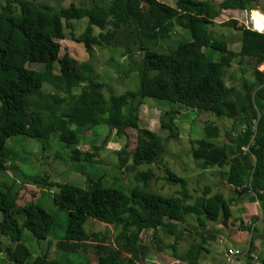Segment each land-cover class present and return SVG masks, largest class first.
<instances>
[{"label":"trees","instance_id":"obj_1","mask_svg":"<svg viewBox=\"0 0 264 264\" xmlns=\"http://www.w3.org/2000/svg\"><path fill=\"white\" fill-rule=\"evenodd\" d=\"M4 1L0 9V160L5 158L2 153L6 140L28 136L35 124L36 138L45 141L57 131L59 140L71 149L72 160L80 161L83 154V159L88 161L95 155L82 153L76 147L77 139L68 130L79 123L89 129L106 125L109 136L113 132L115 137L126 138L127 130L136 131L131 166L127 165L129 155L125 150L117 152L120 171L157 164L165 148L156 133L140 127L139 109L146 99L168 102L170 109L159 119L160 130L168 131L169 139H177L174 121L178 110L175 106L181 104L216 117L240 121L243 131L232 142L221 145L215 142L220 127L205 124L204 137L195 142L191 155L200 161L203 169L229 166L227 185L233 192L245 190L252 194L264 223V72L257 69L264 63V34L247 30L244 25L230 20L239 31L240 49L236 54L228 49L226 40L216 38L208 29L215 25L214 20L221 11L258 10L257 4L262 0H223L218 5L211 1L178 0L175 7L158 0H112L106 8L98 6V0H88V7L71 4L60 10L26 0ZM82 19L87 20V26L80 35H72L71 40L82 44L89 57L93 55L94 46L101 45L120 47L127 56L137 51L143 53L138 68V90L105 97L102 83L94 77V68L89 62L77 64L67 54L58 59L59 44L55 41L65 39L64 27L72 29L71 21ZM167 21L171 23L169 28L157 33ZM175 25L187 29L192 41L180 43L167 54L143 45V39L169 38ZM95 28L99 30L97 35H94ZM206 48L219 51L220 61H208L203 52ZM237 57L253 65L256 83L245 85L243 90L227 87L225 83L226 72ZM56 62L58 73L54 67ZM28 63L42 64L43 69H30L26 67ZM43 84L49 85L54 93H41ZM76 88H80L79 95L72 94ZM58 91H63L67 99L59 97ZM41 95L49 97L55 107L67 104L60 115L51 107L45 113L46 123L38 122V118L29 120V111L37 112V116L44 113L43 108H32L30 102L31 98ZM109 136L103 140L104 146ZM248 145L249 151L242 153V148ZM166 175L168 182L181 186L180 196L164 197L142 191L140 186L126 193L118 188L104 187L100 180L91 182L87 190L69 184L55 185L47 176L34 177L28 182L58 189L53 203L68 214L65 236L56 244L63 253L86 251L91 244L96 264H143L146 253L140 242L143 232L160 230L177 239L183 233L179 225L189 215L197 218L199 226H203V220L217 223L221 217L229 219L231 215L229 203L219 193L202 197L198 205L186 204L189 198L187 181L169 171ZM153 176V171L148 169L138 172L136 179L146 185ZM13 186L0 185V234L14 245L5 250L7 260L24 264L30 253L20 242L22 231H29L38 240H46L54 219L34 203L17 207L19 192H13ZM18 218H23L22 222L19 223ZM89 218L120 228L113 244L103 242L105 237L102 241H89L83 229ZM240 230H248L251 234L245 257L247 264H254L252 251L256 230L246 226ZM153 238L157 239L156 234ZM202 252H205L202 245H193L184 258L197 264ZM260 262L264 264V260ZM32 264L73 263L50 260L44 255L36 257Z\"/></svg>","mask_w":264,"mask_h":264},{"label":"rangeland","instance_id":"obj_2","mask_svg":"<svg viewBox=\"0 0 264 264\" xmlns=\"http://www.w3.org/2000/svg\"><path fill=\"white\" fill-rule=\"evenodd\" d=\"M35 3L41 7L60 10L67 8L73 4L75 6L88 7V0H26ZM112 0H98V6L106 8ZM164 4L175 7L178 0H158ZM211 1L218 5L221 0H197ZM5 5L4 0H0V9ZM257 8L264 12V0L259 1ZM254 12V11H253ZM222 14V11H221ZM214 20L215 25L209 26L216 38H223L227 41L228 49L233 53H238L240 49L239 31L237 26L231 24L230 19L225 17H239V13L227 11L223 16ZM253 14V13H252ZM261 19V16L258 15ZM229 23L228 25H220ZM72 29L64 27V40H57L59 44L58 59L67 54L74 59L77 64L89 62L94 68V77L98 82L102 83V93L105 97L111 95L120 96L127 92L136 91L139 88L138 68L140 67L143 53L135 52L133 55H126L120 47H108L105 45L94 46L93 55L89 57L82 44L72 41V35L78 36L83 33L87 26V20L71 21ZM170 21L161 24L157 29V33L167 30L170 26ZM99 33L98 29H94V35ZM192 41L190 32L175 25L169 38H148L143 39V45L149 50H154L161 54H167L171 50L178 47L180 43H188ZM208 61L218 62L221 58V53L212 48L203 50ZM26 67L34 70H42L43 65L28 63ZM55 72L58 73L59 66L54 64ZM253 65L243 58L239 57L232 61L231 67L225 75V83L227 87H234L237 90H243L245 85L255 84L253 73ZM259 69H264V64L258 66ZM257 68V69H258ZM259 71V70H258ZM52 88L43 84L41 93L47 95L52 93ZM54 93V92H53ZM56 94L64 99L67 95L63 91H58ZM73 95L80 94V88L72 91ZM51 95V94H50ZM32 108H43L40 116L37 112L29 111V120L38 118V122H47L48 117L45 114L51 107L55 108L57 115H60L66 108L67 104L62 103L59 106L53 105L51 99L47 96L33 97L30 99ZM175 108L178 110L177 117L174 121L177 127L178 138L169 139L168 131L160 130L159 119L162 113L170 109L168 102L146 99L145 103L139 109L140 127L145 128L157 134L165 148V152L161 157V161L152 165H140L135 170H122L118 166V151L125 150L129 155L128 166H131V155L135 151L137 133L133 130H127L125 137H115L113 132L109 136V128L106 125L96 126L89 129L88 126L76 123L68 128L77 139L76 147L82 152L93 153L94 158L85 161L82 154L80 161L72 160L71 149L66 147L59 140V133L53 132L50 137L42 141L36 138L34 125L31 127L32 132L28 136H15L6 140L2 157L0 160V185L14 184V191H18L17 207H22L28 203H34L41 207L46 213L54 219L53 225L49 231L46 240H38L32 234L23 230L20 242L26 246L30 255L24 264H32L38 256L46 255L48 259L56 258L63 263H85L96 264L97 257L92 251L91 244L86 249L78 252L63 253L56 244L65 236L68 226V214L66 210H62L54 205L53 195L58 191L57 187H43L29 183L28 179L47 176L49 182L57 184H69L83 190H87L91 182L100 180L102 185L107 188H118L128 193L127 190L135 187L142 191L151 192L164 197L180 196L181 186L173 184L167 180V171L174 173L178 177H182L187 181L186 190L188 193V201L186 204L198 205L200 199L209 197L213 194H222L224 199L229 203L230 217L233 220L236 229L239 228L238 222L241 210L232 201L237 199V196L232 192L226 183L227 172L229 166L223 168L203 169L200 166V161L194 159L191 155L192 148L196 146L195 142L201 140L203 136V126L205 124H215L220 127L219 138L215 142L219 145L232 142L243 131L240 121L224 117H216L209 113L192 110L181 104H177ZM40 110V111H41ZM39 113V112H38ZM31 118V119H30ZM37 125V123H36ZM109 136L108 143L104 146L103 140ZM226 137V138H225ZM111 142V143H110ZM243 153V151H242ZM246 155V154H244ZM251 159V158H250ZM148 169L153 171L154 176L146 181V185L136 179L138 172H146ZM13 186V187H14ZM208 190V193L206 192ZM242 198H250L252 194L245 190L239 191ZM254 215L245 216L248 220L244 225L254 227L256 230L253 240L252 258L260 264L264 260V223L261 220V212L257 207ZM17 216V215H16ZM23 218H18V222H22ZM2 216L0 213V221ZM203 220V218H202ZM228 223H224L221 217L217 223H208L203 220V226H199L197 218L192 215L186 217V221L179 225L183 230L182 237L175 238L164 232L150 230L141 234L143 245L146 248L147 259L157 263L166 260L167 256L187 257L190 248L193 245H202L205 252H202L207 264H225L223 250H232L237 253L239 258H245L242 254L248 248L251 234H240L233 231ZM83 229L89 238V241H102L113 244L116 235L120 228L111 225L103 224L92 218L87 219ZM238 233V234H237ZM156 234V241L152 240ZM249 237V238H247ZM247 238V240H242ZM222 241H224L222 243ZM91 243V242H89ZM93 245V244H92ZM167 245V246H166ZM14 245L8 237L0 234V264H15L10 263L6 256L5 250ZM163 250H168L169 253L160 254ZM84 252V253H82ZM175 254V255H174ZM176 258V257H175ZM242 262L243 260L240 259ZM246 261V259H245ZM255 261V262H256ZM151 264V262H148ZM155 264V263H153ZM185 264H191L185 261Z\"/></svg>","mask_w":264,"mask_h":264},{"label":"crops","instance_id":"obj_3","mask_svg":"<svg viewBox=\"0 0 264 264\" xmlns=\"http://www.w3.org/2000/svg\"><path fill=\"white\" fill-rule=\"evenodd\" d=\"M223 0H221L220 2H222ZM253 11H257L258 13H260L261 15H264V12H261L259 9L258 10H252V11H247L248 13H253ZM225 18H227V17H225ZM111 143V142H110ZM228 186V185H227ZM230 188V187H229ZM233 192V191H232ZM243 192V191H242ZM235 194H236V196H237V199L236 200H233L232 202L234 203V204H236V206L238 207V209H240L241 210V212H240V216H239V219H241L239 222H238V224H239V228L238 229H236V227L234 226V224H232L233 223V220L231 219V217L229 218V219H227V227L228 226H230V228L233 230V231H237L238 233H240V234H247L248 235V230H240V227H243V226H246V225H244V223L248 220V218H246L245 216H249V215H254L255 216V212H256V208L258 207L259 208V205H258V203L257 202H254L253 200H252V196L250 197V198H242L241 196H240V193L239 192H234ZM247 228H248V226H246ZM237 233V234H238ZM251 237V236H250ZM153 238V237H152ZM247 238H249V237H247ZM247 238H243L242 240H247ZM153 241H156V239L155 238H153L152 239ZM157 241H158V239H157ZM140 242L143 244V240H142V238H141V240H140ZM224 241H222V243H223ZM167 246V245H166ZM161 251H162V249H161ZM168 250H163L160 254H162V256H165V254H163V253H169V252H167ZM226 251L227 250H223V252H224V258H225V264H228V262H227V258L225 257V254H226ZM245 253V252H244ZM175 255V254H174ZM176 257V258H175ZM54 259H56V258H54ZM53 259V260H54ZM144 260H143V264H149L148 262H151V264H153V263H155V264H185V258L184 257H180V256H170V257H168L167 256V258H166V260H162V262H160V263H157V262H155V261H153V260H149V259H147V255H146V253H145V256H144V258H143ZM237 259V262H239L240 264H247V260L245 261V259H246V257L244 258H236ZM240 259H242L243 260V262L240 260ZM256 261V258L255 259H252V263H254V264H259L257 261ZM186 262H188V261H186ZM197 264H207V261H206V259H204V257H203V255H201L200 256V259L198 260V262H197ZM260 264H261V262H260Z\"/></svg>","mask_w":264,"mask_h":264},{"label":"built area","instance_id":"obj_4","mask_svg":"<svg viewBox=\"0 0 264 264\" xmlns=\"http://www.w3.org/2000/svg\"><path fill=\"white\" fill-rule=\"evenodd\" d=\"M227 11L230 12L232 10H223L221 16H223L224 13H226ZM233 12L239 13V17H230L229 18L227 16L226 20H229V19L230 20H234L238 24L244 25L247 30H251V31H255L257 33L264 34V15H262L263 16L262 28L260 30H258L256 25H255V21L253 20L252 13H248L247 11H233ZM258 70L260 72H264V69H259L258 68ZM249 146L250 145L242 148V151L244 153L248 152L249 151ZM242 256H245V253H243ZM225 257L228 259L227 260L228 264H240L239 262H237V259H236V258H239L237 256V253L233 252L232 250L226 251Z\"/></svg>","mask_w":264,"mask_h":264},{"label":"bare ground","instance_id":"obj_5","mask_svg":"<svg viewBox=\"0 0 264 264\" xmlns=\"http://www.w3.org/2000/svg\"><path fill=\"white\" fill-rule=\"evenodd\" d=\"M258 15L261 16V19L258 17ZM253 20L255 21V25L257 27L258 30H260L262 28V20H263V16L258 13L257 11H254L252 14Z\"/></svg>","mask_w":264,"mask_h":264},{"label":"water","instance_id":"obj_6","mask_svg":"<svg viewBox=\"0 0 264 264\" xmlns=\"http://www.w3.org/2000/svg\"><path fill=\"white\" fill-rule=\"evenodd\" d=\"M228 186L231 188L230 185H228ZM222 216H223V211H222ZM223 220H224V223H227V219L226 218L223 217Z\"/></svg>","mask_w":264,"mask_h":264}]
</instances>
